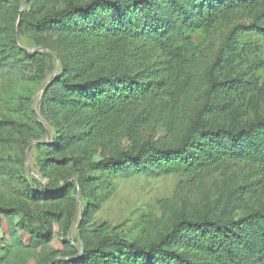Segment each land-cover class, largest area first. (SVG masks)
<instances>
[{"label":"trees","instance_id":"16d2710c","mask_svg":"<svg viewBox=\"0 0 264 264\" xmlns=\"http://www.w3.org/2000/svg\"><path fill=\"white\" fill-rule=\"evenodd\" d=\"M10 1L0 0V12ZM242 13L249 21L233 25L203 65L190 51L187 33ZM19 24L60 36L73 50V61L40 99L42 117L54 131L44 143L41 170L84 164L86 174L76 185L85 210L111 195L115 176L137 171L200 183L220 171L228 178L236 173L225 172L226 166L247 163L243 175L253 174L226 184L212 210L178 216L156 240L96 232L83 238L77 256L50 264H264V113L258 93L249 95L252 119L243 122L254 78L237 68L249 50L240 38L264 40V0H33L19 13ZM150 124L164 128L175 145L147 139L135 150L91 161L98 146ZM14 125L0 120V131ZM69 150L77 155L66 158ZM68 190L77 194L73 186ZM15 213L0 207V255L52 243L55 231L47 220L41 218L39 227L26 217L14 223Z\"/></svg>","mask_w":264,"mask_h":264},{"label":"rangeland","instance_id":"374dc122","mask_svg":"<svg viewBox=\"0 0 264 264\" xmlns=\"http://www.w3.org/2000/svg\"><path fill=\"white\" fill-rule=\"evenodd\" d=\"M32 3L33 0H11L0 12V120L15 123L0 131V207L16 210L14 223L26 217L32 226L39 227L41 218L47 220L55 236L43 249L9 250L0 255V264L60 263L77 256L83 238L93 237L96 232L127 239L156 240L178 216H196L212 210L219 191L226 184L253 178V174L243 175L249 169L247 163L226 166L225 172L236 173L228 178L220 171L200 183L178 174L154 176L137 171L128 176H115L111 195L99 204L92 201L95 207L85 210L87 200L76 185L77 178L86 174L84 164L69 161L62 169L41 170L44 143L51 141L54 131L42 117L40 99L48 82L73 61V50L60 36L37 34L25 25L20 26L19 13L27 12ZM62 4L55 3L54 8ZM246 16L242 13L219 20L207 31L188 32L190 51L199 53L202 64L206 65L230 28L249 21ZM240 44H245L249 50L237 62V68L251 73L255 88L249 90L243 100L245 122L252 119L247 104L249 95L258 93L260 113H264V40L244 34ZM147 139L160 147L175 145L164 128L150 124L139 128L134 135H122L113 145L98 146L91 161L120 150H135ZM76 155V151L69 150L64 156ZM69 186L77 188V194L63 191ZM86 211H90L88 215ZM3 235L0 226V239Z\"/></svg>","mask_w":264,"mask_h":264}]
</instances>
